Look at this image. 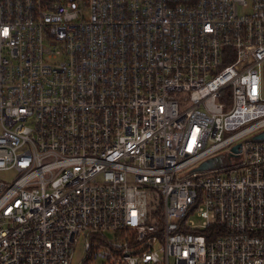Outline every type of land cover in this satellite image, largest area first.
Returning <instances> with one entry per match:
<instances>
[{"label": "built area", "instance_id": "built-area-1", "mask_svg": "<svg viewBox=\"0 0 264 264\" xmlns=\"http://www.w3.org/2000/svg\"><path fill=\"white\" fill-rule=\"evenodd\" d=\"M261 135L264 0H0V264H264Z\"/></svg>", "mask_w": 264, "mask_h": 264}, {"label": "water", "instance_id": "water-1", "mask_svg": "<svg viewBox=\"0 0 264 264\" xmlns=\"http://www.w3.org/2000/svg\"><path fill=\"white\" fill-rule=\"evenodd\" d=\"M258 138H264V135H261L260 137ZM238 148L239 146L235 147L234 148V152H238ZM228 163L227 161V158H225L224 156H218V157H215V158H212L206 162H204L198 169L197 171H207V170H212V169H215V168H219L223 165H226Z\"/></svg>", "mask_w": 264, "mask_h": 264}, {"label": "rangeland", "instance_id": "rangeland-1", "mask_svg": "<svg viewBox=\"0 0 264 264\" xmlns=\"http://www.w3.org/2000/svg\"><path fill=\"white\" fill-rule=\"evenodd\" d=\"M108 237L112 240L114 236L112 234H108ZM86 256L85 253V244L84 241H81L79 244L77 251L75 253V258H74V264H79L80 261Z\"/></svg>", "mask_w": 264, "mask_h": 264}]
</instances>
